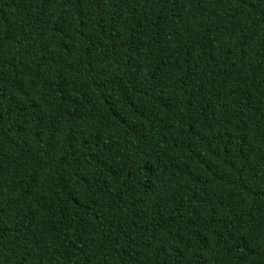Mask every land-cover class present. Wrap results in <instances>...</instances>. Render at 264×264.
<instances>
[{
  "label": "trees",
  "instance_id": "trees-1",
  "mask_svg": "<svg viewBox=\"0 0 264 264\" xmlns=\"http://www.w3.org/2000/svg\"><path fill=\"white\" fill-rule=\"evenodd\" d=\"M0 264H264V0H0Z\"/></svg>",
  "mask_w": 264,
  "mask_h": 264
}]
</instances>
